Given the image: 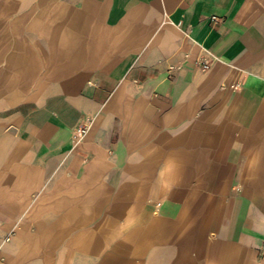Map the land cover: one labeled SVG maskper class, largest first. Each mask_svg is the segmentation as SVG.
Here are the masks:
<instances>
[{
    "label": "crops",
    "instance_id": "0c3cea01",
    "mask_svg": "<svg viewBox=\"0 0 264 264\" xmlns=\"http://www.w3.org/2000/svg\"><path fill=\"white\" fill-rule=\"evenodd\" d=\"M0 264H264V0H0Z\"/></svg>",
    "mask_w": 264,
    "mask_h": 264
},
{
    "label": "built area",
    "instance_id": "2783aa9c",
    "mask_svg": "<svg viewBox=\"0 0 264 264\" xmlns=\"http://www.w3.org/2000/svg\"><path fill=\"white\" fill-rule=\"evenodd\" d=\"M203 69H206L208 67V61L203 60L200 62ZM92 122V119L88 116H84L80 119L76 129H75V135L77 138H81L85 132L88 130ZM9 237H5V240H8Z\"/></svg>",
    "mask_w": 264,
    "mask_h": 264
}]
</instances>
